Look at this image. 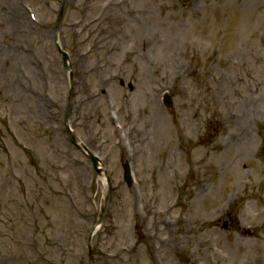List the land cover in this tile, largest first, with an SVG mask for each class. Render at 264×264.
Masks as SVG:
<instances>
[{
	"label": "rangeland",
	"instance_id": "rangeland-1",
	"mask_svg": "<svg viewBox=\"0 0 264 264\" xmlns=\"http://www.w3.org/2000/svg\"><path fill=\"white\" fill-rule=\"evenodd\" d=\"M90 250L264 264V0H0V264Z\"/></svg>",
	"mask_w": 264,
	"mask_h": 264
},
{
	"label": "water",
	"instance_id": "water-1",
	"mask_svg": "<svg viewBox=\"0 0 264 264\" xmlns=\"http://www.w3.org/2000/svg\"><path fill=\"white\" fill-rule=\"evenodd\" d=\"M64 63H65V65H66V56H64ZM66 66H67V65H66ZM165 102H166L168 105L170 104V99H169V97H168L167 95L165 96ZM91 159H92L93 164H94V166L96 167L97 171L100 172L99 169L97 168V160H96L95 158H92V157H91ZM124 175H125V180H126V181H129V172H128L127 165H124ZM107 200H109V199H107ZM107 205H108V201L106 202V205H105V209H104V211H103V214L105 213V211H106V209H107ZM103 214H102V217H103ZM100 220H101V219H100Z\"/></svg>",
	"mask_w": 264,
	"mask_h": 264
},
{
	"label": "bare ground",
	"instance_id": "bare-ground-1",
	"mask_svg": "<svg viewBox=\"0 0 264 264\" xmlns=\"http://www.w3.org/2000/svg\"><path fill=\"white\" fill-rule=\"evenodd\" d=\"M68 64H69V62H68ZM220 112H221V114H219L218 112H215V113H216L215 115H216L218 118H220V116L222 115V117H223V119H224L225 115H223V111H220ZM223 119L218 120V122H223ZM98 167H99V170H101V168H103L101 164H98ZM103 181H105V179H103ZM247 209H248V208H247ZM245 213H246V210H245Z\"/></svg>",
	"mask_w": 264,
	"mask_h": 264
}]
</instances>
